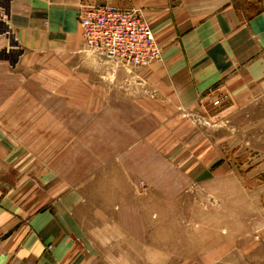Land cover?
Instances as JSON below:
<instances>
[{
    "label": "crops",
    "instance_id": "0c3cea01",
    "mask_svg": "<svg viewBox=\"0 0 264 264\" xmlns=\"http://www.w3.org/2000/svg\"><path fill=\"white\" fill-rule=\"evenodd\" d=\"M85 4L139 10L161 51L102 83V165L121 184L143 162L183 171L189 185L216 180L232 166L206 121L264 101V0H0V264H105L75 145L80 129L94 139L96 85L86 83L92 109L80 115L78 81L50 80L63 68L76 74V61L54 70L29 62L94 61L80 50ZM86 151L93 161L100 152L93 141ZM255 235L248 264H264V223Z\"/></svg>",
    "mask_w": 264,
    "mask_h": 264
},
{
    "label": "rangeland",
    "instance_id": "374dc122",
    "mask_svg": "<svg viewBox=\"0 0 264 264\" xmlns=\"http://www.w3.org/2000/svg\"><path fill=\"white\" fill-rule=\"evenodd\" d=\"M80 50L94 61L83 64L81 59L63 57L60 61L39 56L29 62L52 70L78 64L76 74H68L63 68L59 77L51 75L50 80L78 81L80 115L92 109L86 105V83L96 85L92 101L94 139L80 129L75 145L79 152L80 189L94 196L92 227L96 232L90 236L103 262L248 264L256 231L264 223V101L233 111L226 119L206 121L210 140L225 151L232 166L216 180L189 185L183 171L161 162L160 169H151L143 162L140 169L128 171L126 184H121L119 171L102 165V83L115 80L113 71L119 67L88 49L83 40ZM106 66L111 72L104 74ZM31 76L38 81L47 75ZM92 141L95 151L101 152L95 153L94 161L86 151ZM92 165L94 169L86 168ZM109 198L110 210L106 208ZM122 225L125 232L117 227Z\"/></svg>",
    "mask_w": 264,
    "mask_h": 264
},
{
    "label": "built area",
    "instance_id": "2783aa9c",
    "mask_svg": "<svg viewBox=\"0 0 264 264\" xmlns=\"http://www.w3.org/2000/svg\"><path fill=\"white\" fill-rule=\"evenodd\" d=\"M78 22L84 45L126 70L149 67L160 60L150 25L137 9L112 5H81ZM217 108L219 98L211 103Z\"/></svg>",
    "mask_w": 264,
    "mask_h": 264
}]
</instances>
